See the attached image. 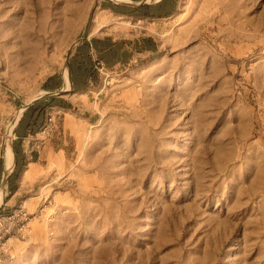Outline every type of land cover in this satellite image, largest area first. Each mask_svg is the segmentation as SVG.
Masks as SVG:
<instances>
[{"label": "rangeland", "instance_id": "obj_1", "mask_svg": "<svg viewBox=\"0 0 264 264\" xmlns=\"http://www.w3.org/2000/svg\"><path fill=\"white\" fill-rule=\"evenodd\" d=\"M232 1L175 0L160 53L102 76L89 94L101 115L72 140L74 169L56 175L66 184L34 209L0 210L46 212L51 260L27 251L7 264H264V176L252 184L247 165L264 159V0H237L241 19L223 20ZM134 3L0 0L2 184L7 143L46 67L83 35L145 33L149 21L103 10ZM16 238L10 248L31 240Z\"/></svg>", "mask_w": 264, "mask_h": 264}, {"label": "crops", "instance_id": "obj_2", "mask_svg": "<svg viewBox=\"0 0 264 264\" xmlns=\"http://www.w3.org/2000/svg\"><path fill=\"white\" fill-rule=\"evenodd\" d=\"M121 1H142V4L108 5L103 10L119 18L149 21V28L135 36L83 35L67 60L62 59L46 67L37 87L38 97L24 107L14 125L13 167L5 182L2 184L0 181L2 213L20 205L34 209L51 186L66 184L62 177L59 179L56 175L69 174L74 169L72 140L78 141L76 136L80 134L86 137L85 131L92 128L97 114L101 115V111L96 109L97 95L92 101L89 94L101 90L102 76L106 73L116 74L126 66H136L137 61L151 60L160 53L158 36L166 25V19L175 12V0ZM96 60H101L108 72L98 70ZM41 219L23 239L31 240L19 243L16 240L11 244L12 259H21L28 251L34 252L36 260L41 263L51 260V223L45 224Z\"/></svg>", "mask_w": 264, "mask_h": 264}, {"label": "built area", "instance_id": "obj_3", "mask_svg": "<svg viewBox=\"0 0 264 264\" xmlns=\"http://www.w3.org/2000/svg\"><path fill=\"white\" fill-rule=\"evenodd\" d=\"M45 213L40 210L34 216L29 214L24 208H19L15 212L0 216V264H7L11 259L10 242L12 239L17 237L23 240L30 234V232L28 233L30 222L36 219H43Z\"/></svg>", "mask_w": 264, "mask_h": 264}, {"label": "bare ground", "instance_id": "obj_4", "mask_svg": "<svg viewBox=\"0 0 264 264\" xmlns=\"http://www.w3.org/2000/svg\"><path fill=\"white\" fill-rule=\"evenodd\" d=\"M233 6H226V8L224 9V16H223V20H232V16H236L238 17L239 19H241V13L238 10V8L240 7V3L239 1L237 0H233ZM224 3V2H223ZM227 5V4H226ZM231 5V4H230ZM242 5V4H241ZM241 10V8H240ZM222 18V16H221ZM238 19V20H239ZM230 23V22H229ZM235 26V25H234ZM237 26V25H236ZM231 27V26H230ZM232 32V31H231ZM231 32L229 34H231ZM238 32V31H237ZM228 34V32H227ZM256 154H259V153H256ZM255 154V155H256ZM254 155V156H255ZM247 165H252L253 167V172H254V175H251L249 177V180L250 182H252V184L254 183V181H257L255 183H258L260 182L261 180V177L264 176V159L262 158H248V164ZM11 166H12V151H11V147H10V144L9 142L7 143V147H6V150H5V175L10 171L11 169ZM0 201H1V189H0Z\"/></svg>", "mask_w": 264, "mask_h": 264}, {"label": "water", "instance_id": "obj_5", "mask_svg": "<svg viewBox=\"0 0 264 264\" xmlns=\"http://www.w3.org/2000/svg\"><path fill=\"white\" fill-rule=\"evenodd\" d=\"M142 4V1L141 2H136V3H134L133 5L134 6H138V5H141ZM53 94H51V96H52Z\"/></svg>", "mask_w": 264, "mask_h": 264}]
</instances>
